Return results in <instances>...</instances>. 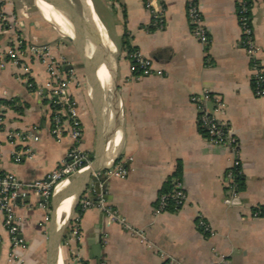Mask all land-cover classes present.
<instances>
[{
	"label": "crops",
	"instance_id": "obj_1",
	"mask_svg": "<svg viewBox=\"0 0 264 264\" xmlns=\"http://www.w3.org/2000/svg\"><path fill=\"white\" fill-rule=\"evenodd\" d=\"M238 1H199L210 36L204 46L190 30L185 0L153 1L155 7L164 8L162 28L151 25L145 0H88L112 44L106 47L115 69L117 96L110 94V82L105 84L102 114L116 106L105 122L108 142L97 165L104 168L100 184L105 187L98 193L88 185L80 199L101 197L134 231L110 222L105 212L92 206L81 213L78 237H73L72 219L79 199L60 242L61 264H211L215 252L223 255L224 264H264V217L253 215L256 206L264 205V96L252 90L251 60L240 44ZM245 1H249L257 61L264 67V0ZM37 2H6L5 11L15 13L21 25L6 30L0 21V63L16 36L26 44H48L54 57L66 59L74 70L67 95L80 117L81 143L89 151L91 164L98 122L84 67L82 75L76 50L65 42V16L59 12L57 17L51 5ZM130 48L151 58L163 74L132 76ZM24 59L29 77L49 92L46 66L28 52ZM98 78L109 81L104 65L98 69ZM26 79L10 63L0 66V170L13 172L21 182L45 177L66 157L72 143L65 128L59 135L52 132L54 108L46 97L28 88ZM204 90L223 100L219 117L236 136L235 148L207 145L196 122L198 108L190 101L191 94ZM12 132L30 136L10 139ZM236 158L243 187L239 197L226 204L223 177ZM118 164L127 168L125 176L103 174ZM174 177L184 184L186 203L156 212L158 196L171 187ZM81 186L78 183L74 191ZM73 199L70 195L61 203V221L68 216ZM40 202L34 192L15 201L24 239L17 252L27 264H46L50 210ZM199 218L210 224L213 236L200 230ZM9 251V236L0 221V264H17L8 259Z\"/></svg>",
	"mask_w": 264,
	"mask_h": 264
},
{
	"label": "built area",
	"instance_id": "obj_2",
	"mask_svg": "<svg viewBox=\"0 0 264 264\" xmlns=\"http://www.w3.org/2000/svg\"><path fill=\"white\" fill-rule=\"evenodd\" d=\"M7 1L0 0V21L4 29L11 30L18 28L21 23L15 13L5 11L4 6ZM153 1L145 0V7L150 13L151 25L162 28L165 25L164 8L161 6L155 7ZM199 1L185 0L186 15L193 36L204 46H207L210 43V36L203 21ZM236 11L241 30L240 44L249 55L252 64V90L256 96H264V67L257 61L258 46L253 36L250 7L247 1L239 0ZM24 52L36 57L46 66L49 78L48 86L51 89L49 92L46 93L41 86L36 85L29 77V66L24 59ZM127 56L132 76L135 78L152 74H163L161 69L154 67L153 60L144 55L139 49L131 48ZM3 57L0 66L4 67L6 63L15 66L23 75H26L28 88L35 94L46 97L54 108L55 115L52 132L55 135H59L61 130L65 128L72 142L66 157L43 178L30 182H21L13 172L0 170V221L9 236L10 251L8 259L15 260L17 264H27L26 260L17 252L18 248L24 246V239L20 236V220L14 210L16 199L34 192L41 197L40 205L50 210L51 198L55 188L69 176L89 165L90 156L89 151L82 147L83 128L80 117L67 95V87L69 81L74 77V70L69 66L66 59L54 57L48 44H26L19 36H16L13 42L5 49ZM190 101L196 104L198 108L196 122L206 139L207 145L209 147L235 148L237 144L236 136L231 132L227 123L219 117V113L224 110V102L220 96L211 93L209 90H204L198 94H191ZM1 108L2 106L0 105V115ZM29 136V134H21V132L9 134L10 139L18 137L20 140H26ZM127 172L126 167L118 164L114 167L110 165L103 174L107 177H123ZM240 173H242L241 163L236 158L226 169L223 177L224 188L227 191V196L224 199L226 204H230L233 199L239 197L236 175ZM186 200L187 195L182 180L174 177L171 181V187L158 196L156 212L163 211L169 207L179 208L186 203ZM78 204L79 211L75 213L72 219L74 223L71 229L72 236L75 238L78 237L77 220L85 209L92 206L105 212L110 222H116L134 231L131 225L126 224L124 217L120 216L111 207L106 206L101 197L96 198L95 201L83 197ZM253 215L264 217V212L259 206H256L253 210ZM198 227L208 236L215 234L210 224L202 218L198 220ZM215 255L216 257L211 264H224L223 255L216 252ZM165 264H174V262L168 261Z\"/></svg>",
	"mask_w": 264,
	"mask_h": 264
},
{
	"label": "water",
	"instance_id": "obj_3",
	"mask_svg": "<svg viewBox=\"0 0 264 264\" xmlns=\"http://www.w3.org/2000/svg\"><path fill=\"white\" fill-rule=\"evenodd\" d=\"M43 1L49 3L55 10L61 12L69 22L70 18L67 16L63 8L64 5L70 7L78 14L80 13V11L69 0ZM35 2L38 4L37 0H35ZM63 36L65 38V42L72 45L81 58H85L91 61L96 66H105L108 73V80L110 82L109 92L110 94L117 96L115 69L113 68L109 60L111 55L108 52V47L103 46L100 42H95L91 38L86 41L74 38L72 35L66 33ZM101 104H103V100L101 101ZM93 106L98 122L93 162L82 168L75 174L69 176L66 180L62 181L53 192L49 212L46 264H58L60 242L63 237L64 231L71 220L74 207L78 203L81 194L86 190L88 185H92L93 187H95L96 192L98 193L100 192V189L105 187V184H100L101 172L102 170H104V168H98L97 165L103 155L104 150L106 149V145L108 142V134L105 129V122L110 115H113L114 108L116 109V106L112 105L113 107H110L108 112L105 111L101 117L99 116L95 105ZM78 183H80L82 186L77 191H74V187H76ZM70 195H74L72 207L70 209V212L68 213V216L64 218L65 220H63L62 223H59L58 209L61 203ZM100 250L101 249L99 243L95 247L96 257L100 256Z\"/></svg>",
	"mask_w": 264,
	"mask_h": 264
},
{
	"label": "bare ground",
	"instance_id": "obj_4",
	"mask_svg": "<svg viewBox=\"0 0 264 264\" xmlns=\"http://www.w3.org/2000/svg\"><path fill=\"white\" fill-rule=\"evenodd\" d=\"M82 3V9L79 14L70 7L64 5L63 8L67 16L70 18L69 22L65 17V24L63 26L64 32L66 34L72 35L74 38L86 41L91 38L93 40L95 39V42H100L103 46H112L103 25L92 11L88 0H82ZM46 4L48 5L49 3L46 2ZM80 59L84 67L85 76L89 86V92L93 96L94 105L99 116L101 117L102 108L100 106V99H102V94H104L105 84H109V81L102 82L98 78V69L100 68L99 66H96L94 63L85 58L80 57ZM67 212L65 214H67ZM61 219V217L58 218L59 223H61ZM58 264H61L60 258Z\"/></svg>",
	"mask_w": 264,
	"mask_h": 264
},
{
	"label": "rangeland",
	"instance_id": "obj_5",
	"mask_svg": "<svg viewBox=\"0 0 264 264\" xmlns=\"http://www.w3.org/2000/svg\"><path fill=\"white\" fill-rule=\"evenodd\" d=\"M69 1L81 12V9H82V2H81V0H69ZM95 10L97 12L96 7H95ZM56 13H57L56 16L59 17L60 16L59 11L56 10ZM76 64H77V68L79 69V72L82 73V75H83L82 63H81L80 58L77 55V53H76Z\"/></svg>",
	"mask_w": 264,
	"mask_h": 264
},
{
	"label": "trees",
	"instance_id": "obj_6",
	"mask_svg": "<svg viewBox=\"0 0 264 264\" xmlns=\"http://www.w3.org/2000/svg\"><path fill=\"white\" fill-rule=\"evenodd\" d=\"M247 4L249 5V1H247ZM129 50H131V48ZM236 180L238 182V189L241 190V188L243 187V173L237 174ZM259 208L264 212V205H260ZM77 211H79V204L76 206V212Z\"/></svg>",
	"mask_w": 264,
	"mask_h": 264
}]
</instances>
